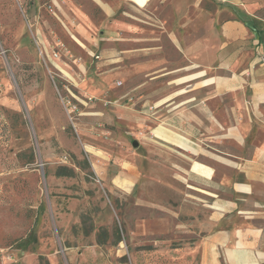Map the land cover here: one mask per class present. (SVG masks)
I'll list each match as a JSON object with an SVG mask.
<instances>
[{
  "label": "rangeland",
  "instance_id": "374dc122",
  "mask_svg": "<svg viewBox=\"0 0 264 264\" xmlns=\"http://www.w3.org/2000/svg\"><path fill=\"white\" fill-rule=\"evenodd\" d=\"M144 16L122 0H0V264H168L180 247L159 234L166 195L113 184L152 137L142 102L185 87L163 76L179 54Z\"/></svg>",
  "mask_w": 264,
  "mask_h": 264
},
{
  "label": "crops",
  "instance_id": "0c3cea01",
  "mask_svg": "<svg viewBox=\"0 0 264 264\" xmlns=\"http://www.w3.org/2000/svg\"><path fill=\"white\" fill-rule=\"evenodd\" d=\"M122 1L149 35L170 39L180 67L163 76L185 87L142 102L152 137L122 153L114 187L166 195L158 207L173 220L159 234L181 242L170 261L264 264V0ZM151 228L142 221L135 233Z\"/></svg>",
  "mask_w": 264,
  "mask_h": 264
},
{
  "label": "water",
  "instance_id": "95a60500",
  "mask_svg": "<svg viewBox=\"0 0 264 264\" xmlns=\"http://www.w3.org/2000/svg\"><path fill=\"white\" fill-rule=\"evenodd\" d=\"M135 145V147H138V144H134Z\"/></svg>",
  "mask_w": 264,
  "mask_h": 264
}]
</instances>
